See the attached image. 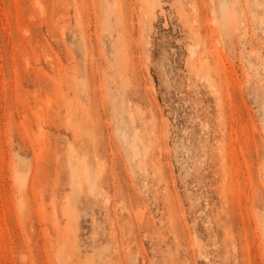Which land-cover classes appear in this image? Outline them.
I'll use <instances>...</instances> for the list:
<instances>
[{"label":"rangeland","instance_id":"374dc122","mask_svg":"<svg viewBox=\"0 0 264 264\" xmlns=\"http://www.w3.org/2000/svg\"><path fill=\"white\" fill-rule=\"evenodd\" d=\"M0 264H264V0H0Z\"/></svg>","mask_w":264,"mask_h":264},{"label":"bare ground","instance_id":"6f19581e","mask_svg":"<svg viewBox=\"0 0 264 264\" xmlns=\"http://www.w3.org/2000/svg\"><path fill=\"white\" fill-rule=\"evenodd\" d=\"M79 8V7H78ZM65 10V9H64ZM63 11V10H62ZM55 12V11H54ZM62 13V12H61ZM161 168H159V170H160ZM162 170V169H161Z\"/></svg>","mask_w":264,"mask_h":264}]
</instances>
